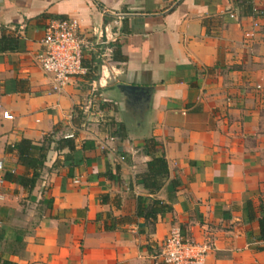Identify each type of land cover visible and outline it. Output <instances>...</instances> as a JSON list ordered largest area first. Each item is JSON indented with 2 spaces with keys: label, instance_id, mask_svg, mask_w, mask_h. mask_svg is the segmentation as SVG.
Returning <instances> with one entry per match:
<instances>
[{
  "label": "crops",
  "instance_id": "1",
  "mask_svg": "<svg viewBox=\"0 0 264 264\" xmlns=\"http://www.w3.org/2000/svg\"><path fill=\"white\" fill-rule=\"evenodd\" d=\"M62 17L93 43V71L54 91L36 55ZM6 34L0 264H165L153 254L172 226L210 240L204 264H264V0H0ZM149 138L168 168L154 192L139 181ZM21 139L47 146L31 189L4 178L32 173ZM139 196L170 210L139 216Z\"/></svg>",
  "mask_w": 264,
  "mask_h": 264
},
{
  "label": "built area",
  "instance_id": "2",
  "mask_svg": "<svg viewBox=\"0 0 264 264\" xmlns=\"http://www.w3.org/2000/svg\"><path fill=\"white\" fill-rule=\"evenodd\" d=\"M260 14H256L259 16ZM230 18L236 14L228 13ZM258 26L253 22V28ZM243 33L242 44L250 46L255 30ZM42 49L36 55V61L41 70L51 80V89L60 91L70 80L80 78L87 73L84 64V53L92 49L93 43L88 41L79 30V21L74 17L50 18L45 26L41 39ZM2 117L10 119L12 115L2 112ZM72 137V134L64 135ZM2 162L0 161V170ZM213 249L210 240L201 242L184 237L178 226H172L159 246L153 258L165 264H204L207 253Z\"/></svg>",
  "mask_w": 264,
  "mask_h": 264
},
{
  "label": "trees",
  "instance_id": "3",
  "mask_svg": "<svg viewBox=\"0 0 264 264\" xmlns=\"http://www.w3.org/2000/svg\"><path fill=\"white\" fill-rule=\"evenodd\" d=\"M18 39L17 36L13 34H6L0 37V51L13 50L16 48ZM86 66V64H85ZM88 70L93 71V68ZM96 68V66H95ZM58 146L62 147L68 146L70 149L73 148L72 140L61 138L58 139ZM157 142L153 138L145 140L144 150L151 157L147 162V169L144 173L140 175L139 181L148 188L151 192L156 191L161 187V181L167 177L168 168L167 163L164 157V154H157L155 150ZM14 149L17 151L18 160L22 163L27 169L32 171L30 176H14L11 173H5L4 178L8 180L17 181L18 183L27 186L31 189L36 183L37 178L40 175V169L43 166V161L46 157L47 146L45 144L35 145L31 143L28 139H21L19 142L14 144ZM147 201V198L137 197V210L136 213L139 216L152 217L155 219L156 214H162L165 211L170 210V206L167 204L161 203L160 200L152 199L151 205L144 208V203ZM261 227V236L264 238V220L260 219ZM4 264H7L4 262Z\"/></svg>",
  "mask_w": 264,
  "mask_h": 264
},
{
  "label": "rangeland",
  "instance_id": "4",
  "mask_svg": "<svg viewBox=\"0 0 264 264\" xmlns=\"http://www.w3.org/2000/svg\"><path fill=\"white\" fill-rule=\"evenodd\" d=\"M101 64H103V63L101 62V60H98V61L96 62V65H95V66H96V69L98 68V71H97L98 74H97V75H99V73H100V72H99V71H100L99 69H100V65H101ZM97 66H98V67H97ZM97 72H96V73H97Z\"/></svg>",
  "mask_w": 264,
  "mask_h": 264
},
{
  "label": "water",
  "instance_id": "5",
  "mask_svg": "<svg viewBox=\"0 0 264 264\" xmlns=\"http://www.w3.org/2000/svg\"><path fill=\"white\" fill-rule=\"evenodd\" d=\"M122 88L127 91H132L133 89H135L133 86H122Z\"/></svg>",
  "mask_w": 264,
  "mask_h": 264
}]
</instances>
